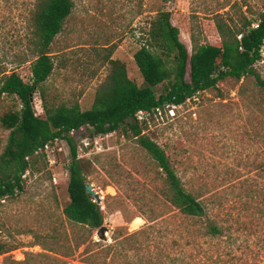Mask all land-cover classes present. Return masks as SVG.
Here are the masks:
<instances>
[{
    "label": "rangeland",
    "instance_id": "rangeland-1",
    "mask_svg": "<svg viewBox=\"0 0 264 264\" xmlns=\"http://www.w3.org/2000/svg\"><path fill=\"white\" fill-rule=\"evenodd\" d=\"M72 1L74 9L50 46L54 71L33 96L39 116L46 104L77 102L82 111L89 110L107 74L101 58L109 46L112 59L124 63L128 78L142 87L133 57L141 45L139 32L159 9L171 13L189 53L196 45L220 43L213 14L225 21H238L242 14L256 20L264 9V0ZM33 2L0 0V74L15 72L25 82L31 79L28 15ZM254 70L264 80V45ZM165 86L154 91L159 94ZM18 108L16 97L1 98L0 114ZM173 114L165 108L146 117L143 134L164 151L184 189L224 228L222 236L204 237L202 223L166 202L164 174L129 129L98 136L83 128L71 138L87 184L101 197L107 241L63 215L70 154L66 142L57 139L22 176L21 191L0 200V245L17 248L0 256V264L43 254L67 264H170L173 259L180 264H264V95L254 78H225ZM7 136L0 127V172L9 174L2 160ZM138 219L140 225L133 226Z\"/></svg>",
    "mask_w": 264,
    "mask_h": 264
},
{
    "label": "trees",
    "instance_id": "trees-1",
    "mask_svg": "<svg viewBox=\"0 0 264 264\" xmlns=\"http://www.w3.org/2000/svg\"><path fill=\"white\" fill-rule=\"evenodd\" d=\"M159 1L165 5L174 0ZM73 9L72 0H34L28 15V48L32 58L28 61L30 82L23 81L15 72L0 74V100L3 96L16 97L19 107L0 114V127L8 131L2 160L9 171V174L0 172V200L12 198L21 191L22 176L33 168L39 156L44 157L46 144L64 140L69 148L70 162L66 187L69 202L63 209V215L72 224L97 232L104 217L100 206L86 194L83 162L69 134L88 128L94 135L105 136L127 128L164 174L166 202L181 216L202 223L204 237L215 239L222 236L224 228L209 218L208 209L199 198L184 189L164 151L143 134L147 119L139 122L135 116L142 111L152 117L157 109L164 111L167 106H182L195 95L216 89L225 78L240 81L253 77L264 95V80L254 70L255 64L261 61V47L264 45V9L256 14V20L247 19L242 14L238 21L229 18L227 22L221 14H213L220 43L196 45L191 53L180 41V32L171 22V13L159 9L149 19L146 28L139 32L141 45L133 57L143 79L142 87L128 78L124 63L112 59L114 49L109 46L104 48L106 53L101 58L107 74L95 92L92 107L82 111L77 102L55 106L46 104L43 106L44 116H39L30 96H34L54 71L50 46L63 31ZM193 35L191 28V39ZM163 84H166L165 88L157 94L154 88ZM40 95L44 102L42 92ZM146 228L152 229L153 226ZM160 229L161 226L157 228ZM16 249L11 245H0V256ZM180 263L183 262L173 259L170 264ZM5 264L67 262L57 258L51 260L48 254H43L40 259L27 255L21 262L8 258Z\"/></svg>",
    "mask_w": 264,
    "mask_h": 264
},
{
    "label": "water",
    "instance_id": "water-1",
    "mask_svg": "<svg viewBox=\"0 0 264 264\" xmlns=\"http://www.w3.org/2000/svg\"><path fill=\"white\" fill-rule=\"evenodd\" d=\"M30 100L33 101V96H32V95L30 96ZM85 191H86V194H87L89 197H91V198L94 199V202H95L96 204H99V203L101 202V197L99 196L98 193H96V192L94 191V189H93V187H92L91 185L86 184V186H85ZM106 232H108L107 228H105V227L102 226V227L97 231L96 235H97V237H98L100 240H102V241H107V238H106V236H105V233H106Z\"/></svg>",
    "mask_w": 264,
    "mask_h": 264
},
{
    "label": "built area",
    "instance_id": "built-area-1",
    "mask_svg": "<svg viewBox=\"0 0 264 264\" xmlns=\"http://www.w3.org/2000/svg\"><path fill=\"white\" fill-rule=\"evenodd\" d=\"M223 70V69H222ZM177 107H181V106H167L166 108L167 109H170V114L171 115H174L173 114V112H174V109H176ZM161 113V111L159 110V109H157L156 110V114H160ZM136 120L137 121H139V122H141L143 119H146V117H148V114L146 113V112H142V111H140V112H138L137 114H136ZM70 137L71 136H73L74 135V132L72 131V132H70ZM51 144L52 143H48V144H46L45 146H44V148H43V153L44 154H48V151H49V148H50V146H51ZM49 163H53V162H51V161H48Z\"/></svg>",
    "mask_w": 264,
    "mask_h": 264
},
{
    "label": "bare ground",
    "instance_id": "bare-ground-1",
    "mask_svg": "<svg viewBox=\"0 0 264 264\" xmlns=\"http://www.w3.org/2000/svg\"><path fill=\"white\" fill-rule=\"evenodd\" d=\"M141 222H142L141 219H138V222L137 223L135 222V224L133 226H138V225H140Z\"/></svg>",
    "mask_w": 264,
    "mask_h": 264
}]
</instances>
